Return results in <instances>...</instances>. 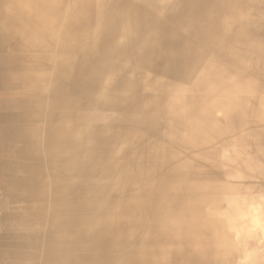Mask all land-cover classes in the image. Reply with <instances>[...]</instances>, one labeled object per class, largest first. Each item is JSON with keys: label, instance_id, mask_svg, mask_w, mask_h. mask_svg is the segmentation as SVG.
<instances>
[{"label": "bare ground", "instance_id": "bare-ground-1", "mask_svg": "<svg viewBox=\"0 0 264 264\" xmlns=\"http://www.w3.org/2000/svg\"><path fill=\"white\" fill-rule=\"evenodd\" d=\"M0 172L38 263L264 264V0H0Z\"/></svg>", "mask_w": 264, "mask_h": 264}, {"label": "crops", "instance_id": "crops-1", "mask_svg": "<svg viewBox=\"0 0 264 264\" xmlns=\"http://www.w3.org/2000/svg\"><path fill=\"white\" fill-rule=\"evenodd\" d=\"M3 172H0V176H2ZM9 219V218H8ZM15 218L13 219H9V222L13 224L16 223V221L14 220ZM30 226H26L23 227V229H19V228H16V227H9V226L5 229V231L7 232H4V230L0 231V235L3 234V233H7V234H19V233H29L31 231V224H28ZM18 230V231H17ZM24 230V231H23ZM27 241H26V247L24 248H14L12 246H10L8 244L7 247L5 248H0V264H41L36 262V260H39L41 261V258H36L34 259L33 255H34V250L33 248L29 247L27 245ZM45 254V253H44ZM40 256V255H39ZM46 258V257H45ZM35 261V262H34Z\"/></svg>", "mask_w": 264, "mask_h": 264}, {"label": "rangeland", "instance_id": "rangeland-1", "mask_svg": "<svg viewBox=\"0 0 264 264\" xmlns=\"http://www.w3.org/2000/svg\"><path fill=\"white\" fill-rule=\"evenodd\" d=\"M13 175H15V174L13 173Z\"/></svg>", "mask_w": 264, "mask_h": 264}]
</instances>
